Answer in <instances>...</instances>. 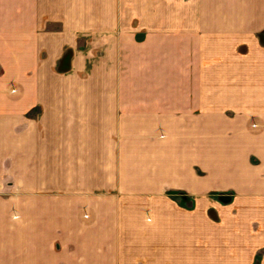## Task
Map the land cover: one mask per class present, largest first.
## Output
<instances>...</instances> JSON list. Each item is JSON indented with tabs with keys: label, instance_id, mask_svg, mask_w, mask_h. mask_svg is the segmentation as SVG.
<instances>
[{
	"label": "crops",
	"instance_id": "obj_1",
	"mask_svg": "<svg viewBox=\"0 0 264 264\" xmlns=\"http://www.w3.org/2000/svg\"><path fill=\"white\" fill-rule=\"evenodd\" d=\"M263 33L264 0H0V264H264Z\"/></svg>",
	"mask_w": 264,
	"mask_h": 264
},
{
	"label": "trees",
	"instance_id": "obj_2",
	"mask_svg": "<svg viewBox=\"0 0 264 264\" xmlns=\"http://www.w3.org/2000/svg\"><path fill=\"white\" fill-rule=\"evenodd\" d=\"M70 55H71L70 52H67V53L64 55L62 61H61L60 64H59V70H60V71H66V70H68V69L70 68V62H69V60H70Z\"/></svg>",
	"mask_w": 264,
	"mask_h": 264
},
{
	"label": "water",
	"instance_id": "obj_3",
	"mask_svg": "<svg viewBox=\"0 0 264 264\" xmlns=\"http://www.w3.org/2000/svg\"><path fill=\"white\" fill-rule=\"evenodd\" d=\"M262 36H263V38H264V33H263ZM219 197H220V200L223 201V202H228V201H230V199H231L230 197L225 196V195H222V194H221Z\"/></svg>",
	"mask_w": 264,
	"mask_h": 264
},
{
	"label": "rangeland",
	"instance_id": "obj_4",
	"mask_svg": "<svg viewBox=\"0 0 264 264\" xmlns=\"http://www.w3.org/2000/svg\"><path fill=\"white\" fill-rule=\"evenodd\" d=\"M221 195V194H220Z\"/></svg>",
	"mask_w": 264,
	"mask_h": 264
}]
</instances>
